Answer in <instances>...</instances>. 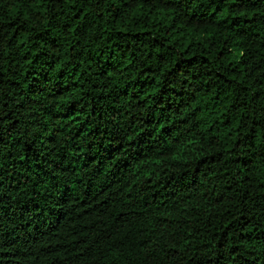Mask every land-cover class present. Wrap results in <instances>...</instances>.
<instances>
[{"label":"trees","instance_id":"16d2710c","mask_svg":"<svg viewBox=\"0 0 264 264\" xmlns=\"http://www.w3.org/2000/svg\"><path fill=\"white\" fill-rule=\"evenodd\" d=\"M0 264H264V0H0Z\"/></svg>","mask_w":264,"mask_h":264}]
</instances>
